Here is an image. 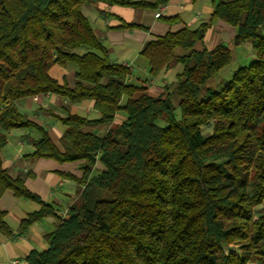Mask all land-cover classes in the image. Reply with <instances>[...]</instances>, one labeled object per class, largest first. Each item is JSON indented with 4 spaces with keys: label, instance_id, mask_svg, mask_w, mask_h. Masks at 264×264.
<instances>
[{
    "label": "trees",
    "instance_id": "1",
    "mask_svg": "<svg viewBox=\"0 0 264 264\" xmlns=\"http://www.w3.org/2000/svg\"><path fill=\"white\" fill-rule=\"evenodd\" d=\"M98 1L155 8L169 0H0V196L10 190L39 204L20 230L57 213L2 166L7 132L34 127L31 156L85 163L77 199L23 264H264V0H212L195 28L147 41L140 55L150 76L182 66L173 88L156 96L108 59L81 9ZM217 19L235 27L234 45L249 42L255 59L213 90L207 83L230 63V49L195 44ZM68 63L71 84L49 75ZM42 93L93 100L98 113L58 117L63 150L16 103ZM118 111L126 117L113 123ZM96 161L103 167L90 174Z\"/></svg>",
    "mask_w": 264,
    "mask_h": 264
},
{
    "label": "crops",
    "instance_id": "2",
    "mask_svg": "<svg viewBox=\"0 0 264 264\" xmlns=\"http://www.w3.org/2000/svg\"><path fill=\"white\" fill-rule=\"evenodd\" d=\"M157 8L161 9V13L155 17ZM212 10V0H169L155 8L98 1L94 5V13L91 14L92 20H88L95 35L105 46L108 59L129 68L130 74L126 80L131 82L134 79L145 87L147 93L156 96L172 85L182 66L177 64L150 76L147 63L140 55L144 44L167 31L183 26L195 28L200 22L208 19ZM169 18L174 20H168ZM124 22L134 25L123 26ZM235 32V27L217 19L207 29L202 41L196 42L195 47L212 48L218 42L225 41L233 60L232 45ZM74 69V65L70 63L64 66L53 64L48 73L59 82L66 80L71 84L74 80ZM168 73L172 77L170 80L166 79ZM16 103L26 119L41 125L60 150H63L61 135L65 126L59 116L67 112L87 118L98 116L93 108V100L84 99L69 103L62 96L53 93L25 96L16 100ZM92 112L95 114L89 116ZM122 120L123 115L116 113L113 123ZM106 127L98 125L92 128L104 132ZM39 136L40 131L34 127H20L8 131L6 144L1 150L2 166L10 175L22 176L30 191L36 193L44 202L53 205L57 217L45 216L20 230V220L27 213L38 209L39 204L27 198L17 197L10 190L4 191L0 196V211L4 213L6 229L3 232L0 230V264H10L13 259L23 261L30 250L45 248L47 244L44 235L55 228L59 218L66 215L68 206L77 199L82 188L77 179L83 174L84 160L58 161L31 156L30 153L34 150L32 141ZM102 167L101 162L96 161L90 174L101 170Z\"/></svg>",
    "mask_w": 264,
    "mask_h": 264
},
{
    "label": "rangeland",
    "instance_id": "3",
    "mask_svg": "<svg viewBox=\"0 0 264 264\" xmlns=\"http://www.w3.org/2000/svg\"><path fill=\"white\" fill-rule=\"evenodd\" d=\"M94 5L95 3H90V4H84L81 9L82 12L92 20V15L94 13ZM224 44H228L227 42L224 41ZM232 49L234 52V57L233 60L230 61L229 64L225 65L217 74H215L207 83L208 86H210L213 90H217L219 85H221L225 80L229 79L231 77L232 72L238 68L239 66H242L244 64H248L251 61L255 59V55L253 54V51L251 49V45L249 42H244L243 44L239 46H234L232 45ZM83 49L79 48L76 51L81 52ZM179 50V49H177ZM237 55V57H236ZM229 65V66H228ZM172 77L168 73L166 75V79L170 80ZM132 83H136L135 80L133 79L131 81ZM136 84H140L139 82ZM170 89L173 88L172 85L169 86ZM125 100V97L122 98V101ZM172 104L174 105V114L176 117H179V109L177 106V97H175V94H173V98L171 99ZM116 113H119L123 115L124 119L126 117L125 112L123 111H118ZM95 112H92L89 116H93ZM162 120H157V124H162ZM203 131H206V128L202 129ZM98 171H94L93 174H96ZM103 196H106L105 193H103Z\"/></svg>",
    "mask_w": 264,
    "mask_h": 264
},
{
    "label": "built area",
    "instance_id": "4",
    "mask_svg": "<svg viewBox=\"0 0 264 264\" xmlns=\"http://www.w3.org/2000/svg\"><path fill=\"white\" fill-rule=\"evenodd\" d=\"M161 13V9L160 8H157V11L155 12V17H158ZM10 264H23V261H20L18 259H13L11 260Z\"/></svg>",
    "mask_w": 264,
    "mask_h": 264
}]
</instances>
